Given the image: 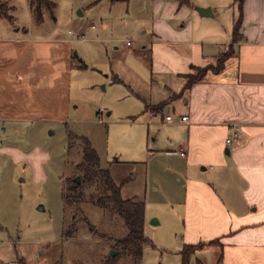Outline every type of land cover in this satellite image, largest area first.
<instances>
[{
  "label": "crops",
  "instance_id": "1",
  "mask_svg": "<svg viewBox=\"0 0 264 264\" xmlns=\"http://www.w3.org/2000/svg\"><path fill=\"white\" fill-rule=\"evenodd\" d=\"M189 1L143 0L152 17L141 40L151 75L143 90H131L145 101L153 135L147 145L131 143L123 162L142 170L145 233L164 221L155 212L160 222L149 223V203L172 206L181 264L186 245L211 241L217 243L198 248L190 264H264V0ZM0 27V131H44L67 120L75 40ZM229 48L234 54L220 71L185 89L195 68L217 65ZM234 130L238 137L227 144Z\"/></svg>",
  "mask_w": 264,
  "mask_h": 264
},
{
  "label": "rangeland",
  "instance_id": "2",
  "mask_svg": "<svg viewBox=\"0 0 264 264\" xmlns=\"http://www.w3.org/2000/svg\"><path fill=\"white\" fill-rule=\"evenodd\" d=\"M50 1L53 8H44L39 22L30 0H0L15 18L10 21L0 14V26L21 34L29 31L30 36H68L75 40L78 52L73 61L68 119L54 122L44 131H0V264H102V255L112 249L93 234L102 224L111 227L101 208L87 200L79 216L87 217L91 224L80 222L73 237L63 236L70 220L63 202L65 179L76 175V165L83 157L79 141L69 147V132L91 141L101 166L122 186L124 198L143 200L147 187L141 168L132 169L123 161L131 143L152 141L145 101L131 90L135 86L143 90L151 75L150 58L141 43L142 30L152 22L151 9L143 6V0L131 4ZM128 40L133 47L127 46ZM129 48L133 53L127 52ZM116 74L121 81H114ZM157 125L151 127L167 130ZM142 154L140 158L147 157L146 151ZM128 178L135 181L126 182ZM171 207L149 203V223L160 222L158 215H151L155 212L164 221L162 226L147 228L146 235L154 245L144 247L142 264H181L179 238L171 231L178 224L174 212L170 214Z\"/></svg>",
  "mask_w": 264,
  "mask_h": 264
},
{
  "label": "trees",
  "instance_id": "3",
  "mask_svg": "<svg viewBox=\"0 0 264 264\" xmlns=\"http://www.w3.org/2000/svg\"><path fill=\"white\" fill-rule=\"evenodd\" d=\"M129 1V0H112ZM182 4L192 5L189 0H177ZM242 3V0H240ZM37 20H43V9H52L54 3L50 0H30ZM241 9V4H239ZM10 7L0 2V14L10 21L15 18L9 14ZM241 17H239L234 27V41L241 38ZM234 54L232 48L221 55L217 65H208L203 68H195L193 74L188 75V82L185 89H189L194 83L203 80L207 72L220 71L227 59ZM117 81H120L117 78ZM148 108V106H147ZM70 144L72 148L76 141H79L82 147L83 157L80 163L76 165V175L65 179L66 187L63 193L64 210L70 215L67 220L63 236L65 238L73 237L78 231L80 222L91 224L87 217H80L82 204L87 200L105 212V216L111 220V227L100 225L93 234L98 239L111 245L112 250L117 254L107 253L102 255V264H142L144 247L148 244L154 245L153 241L145 233V202L138 198H124L122 196V186L117 184L108 168L101 166V159L93 147L91 141L85 136H78L69 132ZM80 176L81 181H77ZM122 231H119L120 227ZM217 241L209 243H200L198 245H186L182 250V264H190L192 254L201 247L214 245Z\"/></svg>",
  "mask_w": 264,
  "mask_h": 264
},
{
  "label": "built area",
  "instance_id": "4",
  "mask_svg": "<svg viewBox=\"0 0 264 264\" xmlns=\"http://www.w3.org/2000/svg\"><path fill=\"white\" fill-rule=\"evenodd\" d=\"M131 43L132 42L130 40L127 41V45H131ZM101 115H102V113H101ZM181 118H182V121H188V116H186V115L182 116ZM165 119H166V121L170 122L173 120V117H172V115H168V116H166ZM237 137H238V131H236V130L232 131L231 135L227 138V141H226L227 144H231L233 142V140L236 139ZM181 154H185V151L182 150Z\"/></svg>",
  "mask_w": 264,
  "mask_h": 264
},
{
  "label": "water",
  "instance_id": "5",
  "mask_svg": "<svg viewBox=\"0 0 264 264\" xmlns=\"http://www.w3.org/2000/svg\"><path fill=\"white\" fill-rule=\"evenodd\" d=\"M196 9L198 10V12L202 15V16H208V15H211V8L209 7H196ZM77 181L80 182L81 179H80V176H77ZM158 222L157 219H154L152 220V223H156ZM117 254V251L116 250H112L111 251V255H115Z\"/></svg>",
  "mask_w": 264,
  "mask_h": 264
}]
</instances>
